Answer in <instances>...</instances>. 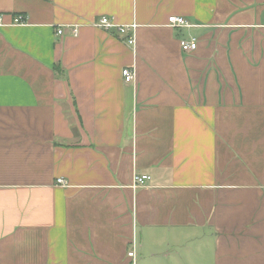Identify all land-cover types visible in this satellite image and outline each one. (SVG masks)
<instances>
[{
  "label": "crops",
  "instance_id": "obj_1",
  "mask_svg": "<svg viewBox=\"0 0 264 264\" xmlns=\"http://www.w3.org/2000/svg\"><path fill=\"white\" fill-rule=\"evenodd\" d=\"M131 247L264 264V0H0V264Z\"/></svg>",
  "mask_w": 264,
  "mask_h": 264
},
{
  "label": "built area",
  "instance_id": "obj_2",
  "mask_svg": "<svg viewBox=\"0 0 264 264\" xmlns=\"http://www.w3.org/2000/svg\"><path fill=\"white\" fill-rule=\"evenodd\" d=\"M13 23L14 24H24L26 23V20L24 17H22L21 15H14L13 18ZM167 22L170 26L173 27H189L191 26V24L183 17V16H179V15H171L167 18ZM95 24L98 27L103 28L104 30H110L111 27H113L115 24L112 22V20L108 17V16H100L98 18V20L95 22ZM131 27L129 26H115L116 31L119 34L122 35H127V31L130 29ZM73 34L76 35L77 34V29H73L72 30ZM56 33L58 35L62 34V30L61 29H57ZM126 43L128 44H132L133 43V35L129 34L126 36L125 39ZM180 47L183 51H192L196 48V39L192 38L191 40H182L180 41ZM122 75L124 77V80L126 82H130L133 80L134 78V73L130 68H123L122 69ZM149 176L147 174H134L133 175V186H142L145 184V182L147 180H149ZM56 184L59 185H65L66 182L64 181L63 178H56L55 181ZM127 256L129 258H131V262L132 264L135 263V250L133 247L130 248V250L127 252Z\"/></svg>",
  "mask_w": 264,
  "mask_h": 264
},
{
  "label": "rangeland",
  "instance_id": "obj_3",
  "mask_svg": "<svg viewBox=\"0 0 264 264\" xmlns=\"http://www.w3.org/2000/svg\"><path fill=\"white\" fill-rule=\"evenodd\" d=\"M145 248L147 249V250H150V249H153L155 252L154 253H150V254H147V252L146 251H144L143 249H138V250H136V252H137V256H138V258L140 259H145L147 262H149L150 261V258H151V255H161L162 253H163V251L164 250H162V249H159V248H152L150 245H148V244H145ZM156 253V254H155Z\"/></svg>",
  "mask_w": 264,
  "mask_h": 264
},
{
  "label": "trees",
  "instance_id": "obj_4",
  "mask_svg": "<svg viewBox=\"0 0 264 264\" xmlns=\"http://www.w3.org/2000/svg\"><path fill=\"white\" fill-rule=\"evenodd\" d=\"M14 15H21V16H23V14H22V13H17V14H14Z\"/></svg>",
  "mask_w": 264,
  "mask_h": 264
}]
</instances>
